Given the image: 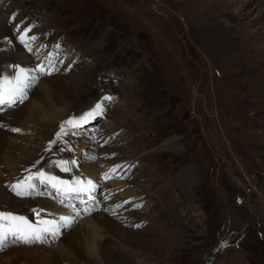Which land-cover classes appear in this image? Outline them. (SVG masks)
Listing matches in <instances>:
<instances>
[{"label": "rangeland", "instance_id": "rangeland-1", "mask_svg": "<svg viewBox=\"0 0 264 264\" xmlns=\"http://www.w3.org/2000/svg\"><path fill=\"white\" fill-rule=\"evenodd\" d=\"M262 4L264 0H0V70L7 66L12 74L19 63H31L10 46L19 41L21 50L51 65V75L32 72L37 85L5 118L22 131L14 132L0 154V184L15 178L11 167L20 166L22 158H36L31 128L47 126L55 136L48 145L50 159L65 150L66 160L77 158L82 172L95 176L91 181L101 186L97 196L104 199L100 209L90 207L69 230L86 238L92 232L86 227L90 214L110 216L118 201L113 209L118 221L137 231L134 246H117L122 261L106 264H264V99L246 84L264 82ZM229 16L235 19L233 31L222 37L213 26ZM28 29L27 37L45 41L39 42L41 50L27 51L26 40L15 39ZM211 34L219 35L216 47ZM7 53L15 55L5 66ZM37 68L31 64L27 69ZM69 82L73 97L60 103L59 91ZM106 96L113 99L104 100ZM101 102L107 114L103 107L77 128L79 134L64 125L63 147L55 130L60 131L65 118L78 119ZM57 111L58 116L50 115ZM68 136L73 137L69 145L79 141L73 158ZM39 160L38 165L51 166ZM125 161L129 168L122 173L119 165ZM102 164L110 178L98 177ZM70 167L74 178L87 181ZM113 178L120 182L112 183ZM37 183L27 197L70 206L66 196L56 199ZM109 186L117 191L111 201ZM125 188L129 191L121 192ZM72 199L83 208L92 204L88 197Z\"/></svg>", "mask_w": 264, "mask_h": 264}, {"label": "bare ground", "instance_id": "bare-ground-1", "mask_svg": "<svg viewBox=\"0 0 264 264\" xmlns=\"http://www.w3.org/2000/svg\"><path fill=\"white\" fill-rule=\"evenodd\" d=\"M260 8L264 12L263 4L260 5ZM234 22L235 19L231 16L218 18L215 21L213 28L215 32H218L222 37H224V35L226 34L225 32L228 33L229 30L231 32L233 31L232 28ZM261 29L262 26L260 24V27L257 28L256 30L257 32L256 34H258L259 36ZM15 39L20 40L21 37L19 36L16 37ZM210 39H211V44L215 46L219 42V35L211 34ZM25 40L26 42H30L28 37L25 38ZM19 42L13 46L11 43L10 46L12 47V49H14V52H18L20 56L28 57L29 53H26L25 51L21 50L18 47V44H20ZM221 49L222 48L220 46L216 48L218 56L219 55L221 56L223 54V51ZM4 50H11V48H7ZM11 55L13 56L15 54H11ZM11 55L8 53L6 55L3 54L2 58L5 61V66H6L7 58H9ZM30 65L31 63L25 61V63H21V64L19 63L17 66L27 69L28 67H30ZM6 70H7V66L3 70L2 69L0 70V75L7 74ZM70 84L71 83L69 82L66 84L65 88L60 89L59 91L60 94L58 95V100L60 103L67 102L72 99L73 91L69 89ZM246 84L249 88H251V90H253L257 94L258 99L259 98L264 99V89H263L264 82H262L259 79L258 80L252 79L249 80ZM72 86L74 87V84ZM78 88L79 86L77 87V89ZM218 94L219 93L215 90L216 99H218ZM1 107L5 109L7 108L5 106H0V108ZM59 112L57 111L55 114H50V115L52 117L58 116ZM11 114L12 113L10 110H8L5 113L0 109V125H3V127H0V154L3 152L5 148L4 146L5 143L7 144L10 140L13 139L12 136L14 132L11 131V128H17V126L12 121L5 120V118L9 119ZM52 130L53 129L48 128L47 126L38 129L31 128V131H33L35 135V139H37L35 145L37 146L39 152L36 158L30 159V161H28L27 158H22L21 160L19 159L20 166H18L17 168L11 167L12 171L14 172L15 178L13 177L9 178V183L6 185L0 184V212H11L15 215L23 216L27 219L32 220L33 221L32 223L37 226L40 225L41 220H46L44 219L45 217H47L48 220H52L50 217H52L54 213L59 211L60 209L55 205H51L48 201L44 200L40 196H36L35 198L33 197L30 198L25 196L26 199L22 201L20 198H17V196L10 190L8 185L16 182L20 178L25 179L30 174L37 173L38 171H45L49 175L56 176L61 180H67V181L75 180L72 171L64 172L61 170L60 167H57L54 163L56 161L66 160V157L68 156V152L63 151L61 153V157L58 159H50L51 158L50 147L46 145V142L47 141L51 142L52 138L55 137L53 136ZM78 142L79 141H76L74 145L72 144L69 145L73 152L77 147ZM39 159H42V161L45 159L44 162H49L51 166L46 167L45 165L44 167V165L42 164L38 165L40 162ZM26 165H28V167L27 169L24 170V167ZM37 181L38 183L40 182V184L44 186L45 190L55 193L56 197L63 195L61 194V192L57 191V189L52 188L50 184L46 182H41L39 179L34 180L33 183L35 184ZM64 195L68 196V194H64ZM117 208H118V201L113 204L110 210L112 212L109 214L110 216L105 217L103 215L101 219H99L100 218L99 216H95V213L90 214L91 218L88 221H86V227L92 228V232L90 233V235L86 234L85 235L86 238H82V236L81 235L79 236L78 233L71 232L69 228H61L59 236L53 239L52 236L50 235L51 239L50 238L47 239V242H35L32 244H24L19 241L13 243L8 240L3 246V249L0 250V264H106V262L109 261L121 262L122 261L121 259H123L121 255L122 251L119 250L117 246H121V247L126 246L127 248H131L130 247L131 245L134 246L135 245L134 241H136L137 231L128 230L126 227H124V222L118 221V219L120 218L119 214L118 212L117 213L115 212L116 213L115 214L114 213L115 210H113ZM67 211L68 210L65 211L64 209H62L60 215L64 214L66 216H70L69 214L70 212ZM87 213L89 212L87 211ZM56 221L61 223V221L59 220ZM80 232H82V230ZM54 243L56 244L52 245ZM115 247L117 249H115ZM114 252H116V255Z\"/></svg>", "mask_w": 264, "mask_h": 264}, {"label": "snow or ice", "instance_id": "snow-or-ice-1", "mask_svg": "<svg viewBox=\"0 0 264 264\" xmlns=\"http://www.w3.org/2000/svg\"><path fill=\"white\" fill-rule=\"evenodd\" d=\"M31 29H28L21 40L27 37V33ZM29 40H34L35 37H28ZM31 51V47L28 49ZM39 72L43 75H51V65L45 66L40 64L35 70H28L20 66H15V71L12 74L0 75V106H14L17 102H23L28 98V90L34 85L37 80V76L32 75V72ZM113 97L106 96L104 100H112ZM103 111V104L97 103L90 111L82 114L78 119L72 118L64 122L61 125L60 131L57 133V139H60L62 135H66L64 125L71 126L72 128H78L88 121L92 120L96 116L100 115ZM3 127V125H0ZM12 132L20 133V128H11ZM50 143H55L52 141ZM68 150H71L70 148ZM95 159V157H92ZM57 167H60L64 172H70V165H75L76 161L60 160L54 162ZM115 169H113V172ZM105 178H110L106 173ZM39 179L41 182H46L51 185L52 188L57 189L61 194H73L79 196L80 194H88L94 191L96 185L91 180H82L80 177H76L74 181L61 180L56 176L49 175L45 171H38L37 173L30 174L25 179L18 180L8 185L10 190L19 197L32 195L36 185L34 180ZM63 203V201H61ZM139 207V205H137ZM74 216H61L59 223L53 220H41L40 225L32 224L27 218L23 216L15 215L11 212H0V250L8 241L9 237L13 238V242L19 241L24 244H32L35 242H47V235L50 234L53 239L59 236L61 228H71L80 216V212L76 211ZM87 211V209H85ZM38 215V213H37ZM140 227V225H136Z\"/></svg>", "mask_w": 264, "mask_h": 264}]
</instances>
